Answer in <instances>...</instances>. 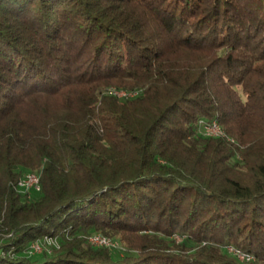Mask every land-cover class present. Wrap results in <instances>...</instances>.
Listing matches in <instances>:
<instances>
[{"label":"trees","instance_id":"1","mask_svg":"<svg viewBox=\"0 0 264 264\" xmlns=\"http://www.w3.org/2000/svg\"><path fill=\"white\" fill-rule=\"evenodd\" d=\"M0 264H264V0H0Z\"/></svg>","mask_w":264,"mask_h":264},{"label":"built area","instance_id":"2","mask_svg":"<svg viewBox=\"0 0 264 264\" xmlns=\"http://www.w3.org/2000/svg\"><path fill=\"white\" fill-rule=\"evenodd\" d=\"M203 126H217V124H212L210 123H205ZM18 186H20V191L21 192H29L32 189L38 190V185H36V179H34V174H27V175H22L18 181H17ZM91 239H93V245L95 246H106L108 248H114V241L111 242H104L100 240V234H91ZM32 248L36 251L40 250V243L35 242L32 245ZM228 249L229 246H228ZM239 256L248 259L250 256L249 255H241L240 253H237Z\"/></svg>","mask_w":264,"mask_h":264},{"label":"bare ground","instance_id":"3","mask_svg":"<svg viewBox=\"0 0 264 264\" xmlns=\"http://www.w3.org/2000/svg\"><path fill=\"white\" fill-rule=\"evenodd\" d=\"M114 92L116 93H121V94H124V91L122 90H115L113 89ZM212 124H216L214 121H212ZM203 129L205 130V133L207 134L208 132L211 133L212 135H219L221 134V131L217 126H203ZM27 174H34V179H36V185H38V188H39V180H38V177H39V174L36 173V172H27L25 173L24 175H27ZM18 185V184H17ZM20 188V186H18ZM94 234H100V240L101 241H104V242H111V241H114V248H119L121 249V246L119 245V243L117 242V240H114L113 238L109 237V236H106L102 233H99V232H95ZM50 238V237H49ZM47 243L51 242L50 239H46ZM88 241L89 243H91L93 245V239H91V234L88 236ZM40 249H41V246H40ZM231 249V248H230ZM232 250V249H231ZM234 253L239 257V255L237 253H240L241 255H244L243 253L235 250ZM241 257V256H240ZM243 258V257H241Z\"/></svg>","mask_w":264,"mask_h":264},{"label":"rangeland","instance_id":"4","mask_svg":"<svg viewBox=\"0 0 264 264\" xmlns=\"http://www.w3.org/2000/svg\"><path fill=\"white\" fill-rule=\"evenodd\" d=\"M261 62H257L256 64H260ZM113 87H110L109 89H108V91L109 92H111V93H114V94H116V95H118V96H122V95H126V94H130V93H126V91H124V90H122V91H124V94H121V93H116V92H114L113 91ZM115 90H117V89H115ZM118 91V90H117ZM219 127V126H218ZM220 129V128H219ZM204 130V129H203ZM220 131H221V129H220ZM204 132H205V130H204ZM207 134H210V135H212L211 133H207ZM223 133H222V131H221V134H219V135H222ZM37 173V172H36ZM238 258H240V259H243V258H241L240 256L238 257Z\"/></svg>","mask_w":264,"mask_h":264}]
</instances>
